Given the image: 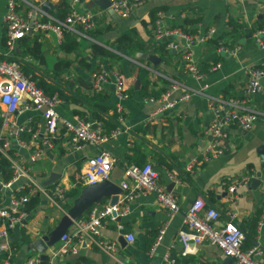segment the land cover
I'll list each match as a JSON object with an SVG mask.
<instances>
[{
	"label": "crops",
	"instance_id": "crops-1",
	"mask_svg": "<svg viewBox=\"0 0 264 264\" xmlns=\"http://www.w3.org/2000/svg\"><path fill=\"white\" fill-rule=\"evenodd\" d=\"M18 1L22 3H19L20 9L28 2L43 6L48 1L50 6L47 11L59 2ZM90 1L82 0L81 7H89ZM7 8L8 0H0V52L6 49ZM156 8H159L158 13L162 12V21L171 28L180 27L186 18H200L201 20L192 27L193 32L198 28H202L204 32L210 27L217 28V35L224 36L223 39L228 42L233 53L219 52L220 46L214 49L210 40L195 47L194 53L204 74L202 82H197L186 73L182 64L181 52L186 44L180 38H176L181 45L180 50H169L173 54L170 62H163L159 53L148 52L161 58L157 66L148 60H141L142 65L136 63L133 59L137 60L139 53L135 57H128L121 52L120 47L112 49L109 45L99 42L125 57L126 60L114 64L112 68L106 59H95L87 40L82 39L80 53H85L86 59L82 60L84 63L79 62L81 58L74 60L65 74L66 79L76 85L72 89L61 83L62 88L69 92L75 90L81 83L80 77H83L87 81V87H82L83 92L93 94L90 75L102 61L109 70H120L125 76L128 91L135 90V94L131 93V98L123 102L126 131L111 137L101 145H88L77 153L68 150L66 140L60 139L41 160L35 163L29 161L28 166L33 177L42 184L52 173L62 174L61 179L67 174L66 180L71 191L76 187L75 181L80 180L86 158L106 150L115 158L111 181L118 185L123 179L124 170L136 163L133 159L134 147L139 146L146 163L151 162L158 169L160 183L176 195L179 210L171 214L168 209L162 208L155 193L136 195L129 190H122L119 205L127 200L126 195L134 196L125 202L129 205L128 213L117 221L106 218L98 241L88 238L82 243L77 254L59 258L58 264H233V258L225 257L217 245L207 241L197 245L191 244L190 250H185L179 234L188 231L184 221L186 211L198 196H203L208 205L219 210L220 222L234 215L235 222L247 233L246 247L259 245L261 253L255 258L259 264H264V222L261 226L258 225L264 209V93L252 96L243 94V87L247 82L245 69L264 61L263 52L254 43L252 33L255 30L249 31L255 29L258 21L264 18V0H155L137 7L128 18H122L99 6L92 9L99 12L97 19L102 21L105 28L112 27L111 31L104 35L105 38L112 41L126 28L135 27L141 38L149 44L155 43L151 11ZM80 35L88 38L86 33L81 32ZM43 46L48 64H37V67L40 74L52 78L50 70L56 58L63 56V53L57 54L59 43L56 35L52 33L43 36ZM146 77L154 83L152 87L155 85V90L168 88L174 80L195 88H200L206 83L209 85V94L247 100L251 108L260 112L259 119L251 130H242L237 126L231 128L229 140L233 151L208 159L205 151L208 135L205 128L212 120L213 114L206 95L196 94L164 112L154 122H148L156 105L138 93L142 80ZM114 89V84L108 83L103 91H96L104 92L103 94L108 96L102 101L109 107L108 116L114 114L119 102ZM182 91H178L176 96H180ZM2 108L0 105V110ZM77 110L92 117L90 111L82 105L64 100L59 106L60 114L67 119L85 117ZM118 118L119 115L117 121ZM30 119H33V122L38 121L41 115L37 112H26L18 116V121L22 124L28 123ZM105 128L108 130L106 125ZM190 164L193 166L188 170ZM79 189L81 193V185ZM38 198L39 203L30 209L27 221L11 231V248L4 254L0 264H23L29 259L28 256L40 259L39 253L30 250V244L54 229L65 213L53 206L46 196L40 195ZM75 200L68 196L66 212L72 208ZM103 200L98 204L110 205L111 197ZM118 224H121L123 229L118 227ZM71 227L73 222L68 230ZM126 234H133L135 241L128 242ZM23 235L29 240L25 245L21 241ZM121 238L125 239L126 243L121 242ZM100 241L115 243V250L110 249L108 252L100 246ZM17 245H20V248ZM58 245L59 242L50 247L48 254Z\"/></svg>",
	"mask_w": 264,
	"mask_h": 264
},
{
	"label": "built area",
	"instance_id": "built-area-1",
	"mask_svg": "<svg viewBox=\"0 0 264 264\" xmlns=\"http://www.w3.org/2000/svg\"><path fill=\"white\" fill-rule=\"evenodd\" d=\"M155 0H111V11L122 18H128L133 11L146 3ZM21 2L8 0L5 15V51L0 52V156L9 161L11 176L7 179L0 170V256L10 251V234L18 225L24 224L30 216L29 204L33 197L44 195L53 206L64 213L68 204V191L70 185L66 174L51 185L38 182L30 172L28 162H38L48 150L54 148L60 139H65L68 150L80 152L88 145H101L111 137L126 131L124 126V101L131 98L124 82V75L120 70H109L103 62L91 72V85L93 91H103L108 83L114 84V92L118 98L116 112L119 115V125L109 133L104 122L93 117L76 116L73 119L64 118L59 112V106L64 102L57 93L50 95L39 88L30 76L21 69L19 63L9 59L17 49L19 41L27 35L54 34L60 44L63 41L64 30L67 28L78 34V25L88 32L97 27L98 13L96 10L82 4V0H71L70 10L64 20L54 17L45 10L42 4L28 2L20 9ZM201 27V26H200ZM154 41H167L168 50H180L181 45L176 38L185 41L182 48L181 60L186 73L195 81L202 82L204 74L201 65L194 53L195 47L217 35V28L210 27L205 32L198 28L195 32H187L181 27L171 28L162 21V12L154 25ZM84 34V33H83ZM256 46L264 56V28H258L253 33ZM87 35V34H86ZM88 38L94 40L87 35ZM219 52L233 53L229 46H220ZM134 62L140 61L133 59ZM141 64V63H140ZM142 65V64H141ZM218 67L220 64L217 65ZM247 82L243 87V94L252 96L264 93V61L259 65H250L245 69ZM208 84L195 88L174 80L159 97H150L149 101L156 105L150 113L148 122L155 121L157 117L177 104L189 100L198 94L206 95L213 118L205 128L208 135L206 154L208 159L223 156L233 151L229 140L231 128L237 126L242 130H251L259 119L260 112L251 108L247 100L240 97H225L223 95L209 94ZM183 90L180 96L176 93ZM26 112H37L41 119L22 124L18 116ZM28 135V137H26ZM27 152V155L25 153ZM115 158L106 150L88 156L81 171L79 183L82 188L111 180ZM188 166V170L192 168ZM173 178L174 175L170 174ZM160 173L151 162L144 165H130L123 172V179L118 184L123 191L134 194L155 193L157 202L171 214L179 210L176 195L168 191L159 181ZM233 190V188H232ZM134 196L126 195L128 202ZM116 205L96 204L81 216L73 219V227L62 235L59 245L48 254L47 264H58V259L69 254H77L83 242L88 238L97 240L101 234L106 218L117 219L129 211L126 203ZM220 212L208 205L203 196H198L186 211V232H180V240L185 250H190L191 244L197 245L210 242L217 245L225 257L233 258V264H259L255 256L260 252L259 245L244 249L247 239L246 233L235 222L234 215L224 222H220ZM264 222V209L258 225ZM118 227L123 229L121 224ZM163 230L161 231V234ZM96 238V239H95ZM161 235L159 236V240ZM128 242H134L133 234H126ZM100 246L108 252L115 250V243L99 242ZM23 264H40L38 257L27 259Z\"/></svg>",
	"mask_w": 264,
	"mask_h": 264
},
{
	"label": "trees",
	"instance_id": "trees-1",
	"mask_svg": "<svg viewBox=\"0 0 264 264\" xmlns=\"http://www.w3.org/2000/svg\"><path fill=\"white\" fill-rule=\"evenodd\" d=\"M70 1L71 0H59V2H57L55 6L50 9L49 12L57 19L64 20L70 10ZM158 11L159 8L153 9L151 11V19L152 21H154L153 25H155V21L158 17ZM200 20V18H186L184 22L180 25V27L187 32H192V27H194V25H196ZM147 23L148 22H145V24ZM111 28L112 27L110 26L105 28L103 26L102 21H98L97 27L94 30L88 32L84 31L83 26H77V29L80 32L86 33L94 40L83 38L80 34L66 28L64 30L63 41L59 44V51L57 53H63V56L57 57L53 67L51 68L50 71H52V78H48L46 75L40 74L39 69L37 67V64H48V59L44 53L42 34L27 35L25 38L21 39L19 41L17 49L12 53L9 59L17 61L22 71L27 76H30L32 80L36 83V85L39 88L43 89L47 94L53 95L57 93L64 100L70 101L77 105H82L87 108L88 112L90 111V113L92 114V117L104 122L108 129L107 132L109 133L111 130L115 129L118 126V114L115 111L114 114L110 116L107 115L109 107L104 105L102 101L107 99L108 96L103 94L104 92L94 91L93 94L84 93L82 87H87V81L83 77H80L79 79L81 83L79 84L78 88H76L75 90H71L70 92L62 88L61 85L62 83L68 86V88L72 89L76 85L75 83H71L68 79H66L65 74H67V69L71 66L74 60L81 58V61L79 62H82V60L86 59V56L81 55L80 53V49L82 47V39L87 40L91 48L92 56H94V58L97 60H100V58L106 59L108 62H110V68H112L114 64L116 65V63L122 62L126 59L124 56L117 54L112 50H109L107 47L101 45L100 43L109 45L112 49L120 47L122 49L121 52H123V54L127 55L128 57H135L140 52H156L160 54L162 61L166 63L170 62L171 58L173 57L172 51H169L166 48L167 41L162 40L158 44L154 41L155 43L148 44L143 40V38H141L138 30L135 27L126 28L119 36H117L114 40L111 41L107 37H104L105 34L111 31ZM258 28H264V18L258 21L257 27L255 29H251L249 31H254ZM223 38V35H217L209 42L214 49H217L219 46H228V42L225 41ZM47 72L49 71H46V73ZM153 84L154 83L149 81L147 77L144 78L142 80V86L138 93H141L143 97L150 98L159 97L166 90V88L155 90V85L154 87H152ZM129 93L135 94V90L131 89ZM226 96L228 95L226 94ZM77 112L82 114L83 116H85L86 114L80 110H77ZM134 154L135 158L133 159L136 161L135 165L141 166L146 164V158L140 151L139 146L134 147ZM0 170L4 173L5 178L8 179L11 176V170L9 169V161L4 156H0ZM75 185L76 187L67 193L68 196L72 199H76L80 194L79 181H75ZM38 197L39 196H35L32 198L29 204V209H33L39 203ZM103 201L104 200H102L100 203H102ZM242 230L246 233L244 229ZM21 241L24 245L29 242V240L26 239L24 235ZM13 247L16 248V245H14ZM17 247L20 248V245H17ZM250 247H246L244 243V249H248ZM4 254L0 256V262L2 260V257L5 256ZM30 257L31 256H28V258Z\"/></svg>",
	"mask_w": 264,
	"mask_h": 264
},
{
	"label": "water",
	"instance_id": "water-1",
	"mask_svg": "<svg viewBox=\"0 0 264 264\" xmlns=\"http://www.w3.org/2000/svg\"><path fill=\"white\" fill-rule=\"evenodd\" d=\"M110 5L111 0H91L89 7L94 8L99 6L104 10L111 11ZM49 6L50 2L48 1L43 4V8L45 10H47ZM137 60H148L152 62L154 66H157L160 63L161 58L148 52H140L137 56ZM60 177V173H52L44 182V185H51L57 182ZM121 193V187L111 180H105L103 182L84 187L80 195L76 198L72 208L64 214L57 226L49 233L43 234L33 241L30 244V250L40 254L41 264H47L49 248L55 246L59 242L62 235L68 231V228L71 226L74 218L81 216L92 206L100 203L107 197H111L110 205L113 206L118 204ZM120 240L121 242L126 243L125 239L121 238Z\"/></svg>",
	"mask_w": 264,
	"mask_h": 264
},
{
	"label": "rangeland",
	"instance_id": "rangeland-1",
	"mask_svg": "<svg viewBox=\"0 0 264 264\" xmlns=\"http://www.w3.org/2000/svg\"><path fill=\"white\" fill-rule=\"evenodd\" d=\"M85 52V51H84ZM84 56H85V53H84ZM82 63H84L83 61H82Z\"/></svg>",
	"mask_w": 264,
	"mask_h": 264
}]
</instances>
